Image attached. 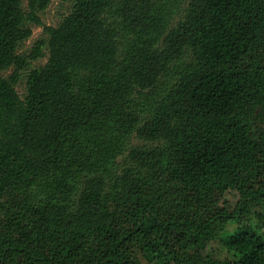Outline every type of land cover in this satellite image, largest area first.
<instances>
[{
    "label": "trees",
    "instance_id": "obj_1",
    "mask_svg": "<svg viewBox=\"0 0 264 264\" xmlns=\"http://www.w3.org/2000/svg\"><path fill=\"white\" fill-rule=\"evenodd\" d=\"M22 3L0 0V264H264V0H188L126 55L155 0H71L26 57L50 0ZM110 117L159 146L108 174L86 137Z\"/></svg>",
    "mask_w": 264,
    "mask_h": 264
},
{
    "label": "rangeland",
    "instance_id": "obj_2",
    "mask_svg": "<svg viewBox=\"0 0 264 264\" xmlns=\"http://www.w3.org/2000/svg\"><path fill=\"white\" fill-rule=\"evenodd\" d=\"M157 6L153 9L152 22H146L139 25L134 30H119L121 39V51L126 55L130 49V42L137 41L141 37L140 33H147V28L158 27L161 23H165V27L171 28L182 17L184 9L188 0H155ZM71 0H50L47 8L38 13L41 20V25L33 23H25V26L30 29V37L22 42L18 47V54L26 57L30 55L32 48L36 41L44 38L43 25L56 26L64 16H66L71 9ZM22 7L25 9L26 3L23 0ZM123 45V46H122ZM47 62V50L42 48V55L36 60H28L24 70L21 71L20 78L14 85L15 90L21 98L25 96V76L29 70L42 67ZM13 68H7L1 71L3 78H9L12 74ZM168 79V77H167ZM169 81V79H168ZM169 85V83H168ZM167 85V86H168ZM138 113V111H137ZM141 121L147 118V114L140 112ZM116 126V119L110 117L107 119H99L93 123L91 130L87 133V144L89 148V155L95 161V169L103 170L107 168L108 174L115 170H119L127 164L128 153L133 150L152 149L159 146L158 142L145 143L139 140L134 132L128 134H121ZM81 178L72 177L64 182L62 191L69 195L71 199L76 198L80 190ZM45 193L41 189L37 191L35 197H44ZM233 203L232 200L229 201ZM229 205V204H228ZM227 205V207H228ZM232 208V205H229ZM233 230V225L228 227V231ZM214 249L217 248V242L211 245ZM145 264V263H144Z\"/></svg>",
    "mask_w": 264,
    "mask_h": 264
}]
</instances>
